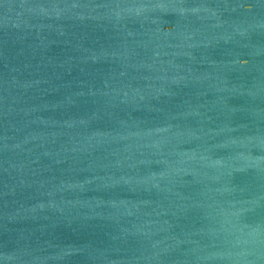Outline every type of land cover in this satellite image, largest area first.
I'll return each mask as SVG.
<instances>
[{
    "label": "water",
    "instance_id": "95a60500",
    "mask_svg": "<svg viewBox=\"0 0 264 264\" xmlns=\"http://www.w3.org/2000/svg\"><path fill=\"white\" fill-rule=\"evenodd\" d=\"M0 264H264V0H0Z\"/></svg>",
    "mask_w": 264,
    "mask_h": 264
}]
</instances>
